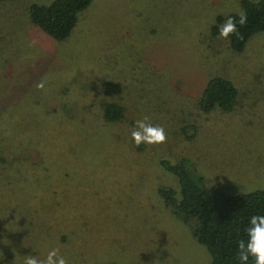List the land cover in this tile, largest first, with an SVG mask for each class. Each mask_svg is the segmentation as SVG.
<instances>
[{
	"label": "rangeland",
	"instance_id": "obj_1",
	"mask_svg": "<svg viewBox=\"0 0 264 264\" xmlns=\"http://www.w3.org/2000/svg\"><path fill=\"white\" fill-rule=\"evenodd\" d=\"M55 1H0V264L54 248L69 264H212L165 203L161 190L180 184L162 161H185L214 190H264V33L241 53L213 35L245 0H93L64 42L28 17L32 3ZM217 77L234 84L236 102L204 113ZM105 103L124 120L103 125ZM144 117L165 143L134 144ZM56 119L71 121L69 146L53 150Z\"/></svg>",
	"mask_w": 264,
	"mask_h": 264
},
{
	"label": "trees",
	"instance_id": "obj_2",
	"mask_svg": "<svg viewBox=\"0 0 264 264\" xmlns=\"http://www.w3.org/2000/svg\"><path fill=\"white\" fill-rule=\"evenodd\" d=\"M92 1L56 0L49 6L32 3L28 9V17L31 23L47 37L57 42H64L72 35L78 25L79 15L90 7ZM242 12L247 15L246 24L243 26L237 24L238 33L228 39L230 48L235 53L245 51L253 36L264 33V0L243 1ZM229 16L236 18L237 21L239 19L238 14ZM227 17L218 18L217 26L213 29V35L218 36L219 28ZM237 95V89L232 82L217 77L208 82L199 101V106L204 113H209L215 108L231 111ZM41 106L42 104L38 105L42 108ZM103 109L105 120L103 125L112 126V124L124 120V111L119 105L105 103ZM70 123L69 120L56 119L53 126L51 121L44 124L48 131L52 126L54 137L52 134L50 135V132L43 130L50 135L52 142L49 147L53 150L62 145L64 147L69 146V141L68 139L65 140L64 136ZM38 124L39 128L43 127L42 122L39 121ZM94 137L95 134H91V139ZM78 145V143L73 144L74 147L68 151L73 158L76 156ZM144 146L145 144H142L141 148L143 149ZM47 149L49 150V148ZM52 157L56 158L55 155ZM72 161L73 159L70 157V162L72 163ZM13 164L16 163L13 162ZM162 164L166 170L178 178L180 184L179 193L173 189L161 190L166 205L171 207L192 228L196 240L208 249L212 257V264H239L237 241L247 239L245 229L249 226L251 216L264 215V190L246 194L214 190L204 186L201 180H194L185 161L176 165L162 161ZM28 180L27 177H24L22 184L24 185ZM27 187L25 188L27 189Z\"/></svg>",
	"mask_w": 264,
	"mask_h": 264
},
{
	"label": "clouds",
	"instance_id": "obj_3",
	"mask_svg": "<svg viewBox=\"0 0 264 264\" xmlns=\"http://www.w3.org/2000/svg\"><path fill=\"white\" fill-rule=\"evenodd\" d=\"M239 19L228 16L219 28L218 37L228 40L238 33L237 24L243 26L247 22V15L243 12L238 14ZM38 89L45 87L44 81L37 83ZM136 127L131 132L134 144L159 145L167 141L165 130L162 126L153 125L144 117L135 122ZM247 239L237 241L239 264H264V215H253L249 219V226L245 229ZM24 264H69L68 260L59 253V249L48 251L43 259L32 255H26Z\"/></svg>",
	"mask_w": 264,
	"mask_h": 264
}]
</instances>
